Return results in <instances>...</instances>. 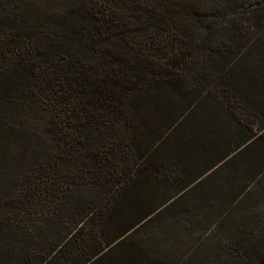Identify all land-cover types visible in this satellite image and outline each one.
<instances>
[{"label":"trees","instance_id":"trees-1","mask_svg":"<svg viewBox=\"0 0 264 264\" xmlns=\"http://www.w3.org/2000/svg\"><path fill=\"white\" fill-rule=\"evenodd\" d=\"M0 264H264V0H0Z\"/></svg>","mask_w":264,"mask_h":264},{"label":"rangeland","instance_id":"rangeland-1","mask_svg":"<svg viewBox=\"0 0 264 264\" xmlns=\"http://www.w3.org/2000/svg\"><path fill=\"white\" fill-rule=\"evenodd\" d=\"M247 205H248V209L251 208V196L248 197V198L244 201V203L242 204V208H245V206H247ZM199 225H200V224H198L197 227H198Z\"/></svg>","mask_w":264,"mask_h":264}]
</instances>
